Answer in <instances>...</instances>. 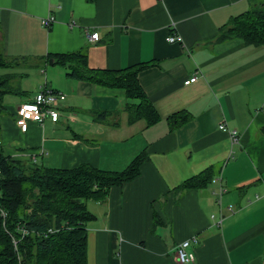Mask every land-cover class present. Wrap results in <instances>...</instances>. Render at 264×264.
I'll return each mask as SVG.
<instances>
[{
  "label": "crops",
  "instance_id": "1",
  "mask_svg": "<svg viewBox=\"0 0 264 264\" xmlns=\"http://www.w3.org/2000/svg\"><path fill=\"white\" fill-rule=\"evenodd\" d=\"M259 5L264 0H0V53L18 63L0 68V78L16 76L22 91L4 98V155L26 166L108 172L147 157L132 181L86 202L94 216L87 264H179L176 247L191 239V264H264V45L215 41L232 17ZM48 16L54 22L45 28ZM92 32L98 41L87 39ZM172 35L181 41L167 42ZM80 49L94 70L151 64L138 83L158 121L130 123L123 89L73 80L66 67L49 65L48 55ZM43 88L65 95L59 119L29 122L22 133L17 107ZM176 114L188 120L172 128ZM220 124L236 131L237 144ZM202 173L207 186L176 192Z\"/></svg>",
  "mask_w": 264,
  "mask_h": 264
},
{
  "label": "trees",
  "instance_id": "2",
  "mask_svg": "<svg viewBox=\"0 0 264 264\" xmlns=\"http://www.w3.org/2000/svg\"><path fill=\"white\" fill-rule=\"evenodd\" d=\"M229 39H238L246 46L264 45V6H255L220 27L215 41ZM47 60L66 67V76L73 80L123 89L130 123L144 119L151 126L158 121L138 83V74L151 64L118 71L94 70L87 65L85 49L48 55ZM17 65L0 53V68ZM14 79L12 74L0 78V115L5 109V96L22 95ZM97 117L105 119L106 114ZM178 117L176 114L168 119L172 128L188 120L187 116ZM146 159L141 153L121 172L87 165L70 170L34 167L4 155L0 142V264H87L86 224L94 216L86 202L101 201L111 187L132 181ZM209 183L208 175L202 173L184 181L176 192L200 189Z\"/></svg>",
  "mask_w": 264,
  "mask_h": 264
},
{
  "label": "built area",
  "instance_id": "3",
  "mask_svg": "<svg viewBox=\"0 0 264 264\" xmlns=\"http://www.w3.org/2000/svg\"><path fill=\"white\" fill-rule=\"evenodd\" d=\"M54 22V19L51 16H48L46 19L42 21V25L45 28H49ZM87 39L90 42H96L99 39V35L97 32H92L86 34ZM181 41L180 36L172 35L167 37V42L169 43H179ZM198 79L197 72L191 75L188 79L184 81V85H188L190 83L195 82ZM65 100V95L59 91L41 89L34 96L33 100L22 103L17 107L15 125L19 131L25 133L28 129V123L34 122L40 126H43L46 120L51 121L52 123H56L59 119V105L61 102ZM219 129L228 134L231 144L238 143V137L236 131L232 129H227L224 124L219 125ZM218 183L217 190L214 192V196L216 198V204L219 208V219L217 221V225H221L223 216L221 213V198L225 193V188L221 184V178L218 177L214 180ZM196 242L195 239L185 240L180 242L175 250V255L177 262L179 264H191L194 261V255L189 250L190 243Z\"/></svg>",
  "mask_w": 264,
  "mask_h": 264
},
{
  "label": "water",
  "instance_id": "4",
  "mask_svg": "<svg viewBox=\"0 0 264 264\" xmlns=\"http://www.w3.org/2000/svg\"><path fill=\"white\" fill-rule=\"evenodd\" d=\"M53 64V61L52 60H49V65H52Z\"/></svg>",
  "mask_w": 264,
  "mask_h": 264
},
{
  "label": "rangeland",
  "instance_id": "5",
  "mask_svg": "<svg viewBox=\"0 0 264 264\" xmlns=\"http://www.w3.org/2000/svg\"><path fill=\"white\" fill-rule=\"evenodd\" d=\"M18 83H19V81H18ZM19 84H20V83H19ZM14 86H17V83H16V82L14 83ZM7 99H8V98H7ZM39 165H40V164H39ZM44 165H45V164H44Z\"/></svg>",
  "mask_w": 264,
  "mask_h": 264
}]
</instances>
